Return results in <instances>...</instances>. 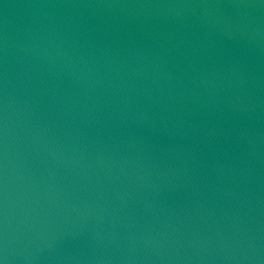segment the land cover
Returning a JSON list of instances; mask_svg holds the SVG:
<instances>
[{"label":"water","instance_id":"1","mask_svg":"<svg viewBox=\"0 0 264 264\" xmlns=\"http://www.w3.org/2000/svg\"><path fill=\"white\" fill-rule=\"evenodd\" d=\"M3 264H264V0H0Z\"/></svg>","mask_w":264,"mask_h":264},{"label":"clouds","instance_id":"2","mask_svg":"<svg viewBox=\"0 0 264 264\" xmlns=\"http://www.w3.org/2000/svg\"><path fill=\"white\" fill-rule=\"evenodd\" d=\"M0 264H3V262H2V261H0Z\"/></svg>","mask_w":264,"mask_h":264}]
</instances>
